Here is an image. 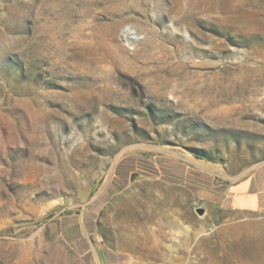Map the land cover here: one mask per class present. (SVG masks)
I'll return each instance as SVG.
<instances>
[{
    "label": "rangeland",
    "instance_id": "374dc122",
    "mask_svg": "<svg viewBox=\"0 0 264 264\" xmlns=\"http://www.w3.org/2000/svg\"><path fill=\"white\" fill-rule=\"evenodd\" d=\"M262 164L264 0H0V264H264Z\"/></svg>",
    "mask_w": 264,
    "mask_h": 264
},
{
    "label": "crops",
    "instance_id": "0c3cea01",
    "mask_svg": "<svg viewBox=\"0 0 264 264\" xmlns=\"http://www.w3.org/2000/svg\"><path fill=\"white\" fill-rule=\"evenodd\" d=\"M140 170L152 175L162 174L156 164L148 165L147 162L138 160L134 157L121 159L116 167L117 182L113 186L114 191L123 190L128 184V176ZM165 176L172 174L164 168ZM173 176V175H172ZM195 196L198 200L202 199L205 191L203 182L194 181ZM211 202L218 204L222 209L235 213H264V164L255 168L252 173L243 180L235 181L221 188L210 190ZM173 224L172 221H168Z\"/></svg>",
    "mask_w": 264,
    "mask_h": 264
},
{
    "label": "bare ground",
    "instance_id": "6f19581e",
    "mask_svg": "<svg viewBox=\"0 0 264 264\" xmlns=\"http://www.w3.org/2000/svg\"><path fill=\"white\" fill-rule=\"evenodd\" d=\"M145 235L148 237V240H149V238L153 235V232L147 231ZM117 239H118V244L123 249L125 248V249L136 250V248L141 246V244L139 243V240H137L138 239L137 235H132V234H124V236L118 235ZM151 242L154 243V241H151ZM147 249H150V248H147ZM149 253L151 252L149 251ZM158 256H161V255H158Z\"/></svg>",
    "mask_w": 264,
    "mask_h": 264
},
{
    "label": "water",
    "instance_id": "95a60500",
    "mask_svg": "<svg viewBox=\"0 0 264 264\" xmlns=\"http://www.w3.org/2000/svg\"><path fill=\"white\" fill-rule=\"evenodd\" d=\"M196 212H197L199 215H202V214H203V209L198 208V209L196 210Z\"/></svg>",
    "mask_w": 264,
    "mask_h": 264
}]
</instances>
